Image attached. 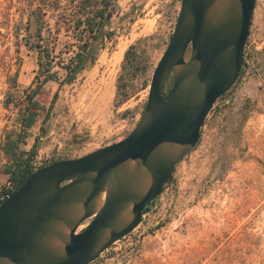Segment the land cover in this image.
Segmentation results:
<instances>
[{
  "label": "rangeland",
  "instance_id": "374dc122",
  "mask_svg": "<svg viewBox=\"0 0 264 264\" xmlns=\"http://www.w3.org/2000/svg\"><path fill=\"white\" fill-rule=\"evenodd\" d=\"M109 2L105 33L114 32V38L98 45L96 62L74 83L61 86L66 72L60 64L73 56L72 34L58 38L57 79L36 81L38 52L27 45L36 40V27L28 25L31 8L0 0V181L12 164L6 142L24 135L27 97L41 84L39 117L20 143V150L30 152L37 142L30 164L85 156L122 141L137 126L181 1ZM47 19L54 26L52 13ZM132 45L141 56L135 78L122 67ZM115 53L121 60L113 64ZM245 63L237 84L208 115L198 146L177 165L172 188L132 234L91 264H264V0L256 1ZM122 74L125 101L118 98ZM171 87L172 80L166 92Z\"/></svg>",
  "mask_w": 264,
  "mask_h": 264
},
{
  "label": "water",
  "instance_id": "95a60500",
  "mask_svg": "<svg viewBox=\"0 0 264 264\" xmlns=\"http://www.w3.org/2000/svg\"><path fill=\"white\" fill-rule=\"evenodd\" d=\"M256 1H181L135 129L28 178L0 206V264H91L132 234L144 210L172 188L215 104L237 84Z\"/></svg>",
  "mask_w": 264,
  "mask_h": 264
},
{
  "label": "trees",
  "instance_id": "16d2710c",
  "mask_svg": "<svg viewBox=\"0 0 264 264\" xmlns=\"http://www.w3.org/2000/svg\"><path fill=\"white\" fill-rule=\"evenodd\" d=\"M11 4L14 0H7ZM24 2L31 8V16L29 19V27L34 24L36 27V40L34 44L27 45L30 49L38 52V75L35 80L39 81L44 77L42 83H47L57 77L53 72L55 65V51L57 49L58 38L62 32L72 34L74 42L70 43L68 50L73 56L66 64L62 65V69L66 72L64 82L60 85L72 84L78 77L97 59L99 44L105 39H113L115 33H105V28L110 20L109 10L111 3L109 0H18ZM182 1V0H180ZM49 13L55 17L54 26L47 19ZM47 34L46 36L44 34ZM106 36V38H105ZM137 46L132 45L125 53L123 62V70L129 69L131 77L135 78L142 71L140 68L139 57L136 52ZM244 70L240 75V78ZM18 74V72H17ZM124 76H120L118 83V98L125 101L127 94H122L125 90ZM42 85L37 86L31 94L28 95L25 114L22 116L23 136L18 135L12 140L10 137L6 142V154L12 159V164L7 166L5 174L8 175L14 183L18 185V189L33 174L30 170V161L36 155L37 142L33 145V150L24 152L20 150V143L25 138V131L30 130L37 122L40 111V104L36 100V96L40 93ZM147 87V86H146ZM168 92L165 90L166 95ZM228 92L221 98L224 99ZM57 99V94L55 95ZM220 99V100H221ZM146 106V105H145ZM44 131V130H43ZM152 204L146 208L143 215L151 209Z\"/></svg>",
  "mask_w": 264,
  "mask_h": 264
},
{
  "label": "built area",
  "instance_id": "2783aa9c",
  "mask_svg": "<svg viewBox=\"0 0 264 264\" xmlns=\"http://www.w3.org/2000/svg\"><path fill=\"white\" fill-rule=\"evenodd\" d=\"M46 165H42L41 162H34L30 164V170L34 173L37 170L43 168ZM18 190V185L11 181L8 177L5 181H0V206L10 199Z\"/></svg>",
  "mask_w": 264,
  "mask_h": 264
},
{
  "label": "bare ground",
  "instance_id": "6f19581e",
  "mask_svg": "<svg viewBox=\"0 0 264 264\" xmlns=\"http://www.w3.org/2000/svg\"><path fill=\"white\" fill-rule=\"evenodd\" d=\"M119 52V51H118ZM123 53H124V50L122 51L121 50V56L123 55ZM116 55L114 56V61H113V64L114 63H116V62H118L119 60H121L120 59V53L119 54H117V53H115ZM85 227V225L82 227V228H84Z\"/></svg>",
  "mask_w": 264,
  "mask_h": 264
}]
</instances>
